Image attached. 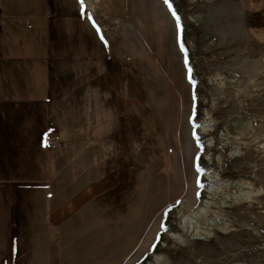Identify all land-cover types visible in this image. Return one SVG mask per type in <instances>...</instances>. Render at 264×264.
I'll return each mask as SVG.
<instances>
[{
	"label": "rangeland",
	"instance_id": "rangeland-1",
	"mask_svg": "<svg viewBox=\"0 0 264 264\" xmlns=\"http://www.w3.org/2000/svg\"><path fill=\"white\" fill-rule=\"evenodd\" d=\"M87 1L0 0V100L30 122L46 104L47 183L23 186L75 194L87 146L71 140L93 128L74 232L92 246L62 263L264 264V0ZM205 199L220 226L171 238ZM17 215L0 204V239Z\"/></svg>",
	"mask_w": 264,
	"mask_h": 264
},
{
	"label": "crops",
	"instance_id": "crops-1",
	"mask_svg": "<svg viewBox=\"0 0 264 264\" xmlns=\"http://www.w3.org/2000/svg\"><path fill=\"white\" fill-rule=\"evenodd\" d=\"M26 93H28L26 101L30 102L34 93L31 91ZM40 94L42 93L38 91L37 104H41L42 108L35 110L36 118L33 116L31 122L28 117L24 118L20 116L21 113H17L18 108L15 103L11 102L6 105L7 103L0 100V185L7 187L6 183H9L14 186L11 185L10 191L1 190L3 198L0 204L6 209H12L16 203L18 215L14 220L9 221L7 226L9 230L15 229L17 226L21 228L17 234H11L7 230L5 232L7 237L3 236L0 239V264H31V258L38 255L43 259L41 264H63L64 256L78 257V255H82L78 250L84 251L92 246L90 241L94 235L84 233L79 239L76 236L78 234L74 235V232L82 225L78 219L75 220V215L80 209L85 210L89 207L87 203L92 197L89 195L90 188L88 186L89 184L93 185L92 180L89 184L85 180L89 175L88 145H93L95 142L91 135L92 126L76 124V126L84 128V133L81 135L85 134V137L78 135L77 137L80 139L71 140L72 144H75L73 146H87L84 151L81 150L80 153H77V158L79 157L85 162L83 165H86V168L82 171L74 170V174H70V177L80 178L79 181L83 184L75 194L66 196L69 192L68 186L63 188L57 186L52 194H49V192L51 193L49 187L48 190L45 188L41 194L39 188L30 190L23 186L30 181L32 184L42 181L46 186L47 171H50L47 169L46 148L43 140L47 130L45 124L46 104L44 95L40 97ZM3 95L4 93L0 91V97ZM67 137L70 140L71 136ZM89 158L91 160V157ZM31 176L32 179H30ZM79 181L72 182L79 183ZM12 194H14L16 202L13 201ZM38 195H42V197L40 198ZM76 196L80 197L79 204L76 203ZM82 242L86 243L82 247L84 250L76 249L77 244Z\"/></svg>",
	"mask_w": 264,
	"mask_h": 264
},
{
	"label": "bare ground",
	"instance_id": "bare-ground-1",
	"mask_svg": "<svg viewBox=\"0 0 264 264\" xmlns=\"http://www.w3.org/2000/svg\"><path fill=\"white\" fill-rule=\"evenodd\" d=\"M219 18H221V17H219ZM192 20L196 21L197 18L192 16ZM225 24H226V27L229 29V28L233 27L234 23H233V20L225 19ZM203 125L205 126L206 124H203ZM217 176L218 175L213 174V175H211L210 178L213 179V181H214V179H216ZM218 187L220 189L222 186L220 185V183L219 184L215 183L214 185L209 186V188L207 189L208 190L207 192H209L211 196L215 195ZM188 188H189V191H192V183H191L190 179L188 181ZM211 196H210V199L212 198ZM210 205H211V202L208 199H205L202 201L201 205L199 207H197L196 209H194L193 211H190L188 209L190 212L186 209L187 206L185 207V205H181V206L179 205L180 207L177 208V212H178L177 216H178V218H180V220H178L177 225L180 229V232L174 233V234L169 233L168 235L171 238H174L178 241H184L186 234L189 235L190 238H192V239H202V238H205L206 236H209L211 234V225H217V226L219 225L220 226V224L222 222V221L220 222V220L218 221V219L216 217H213V218H212V216L209 217V215H210L209 212H211L210 211L211 209L209 210ZM222 226H223V224H222ZM157 227H158L157 224L155 226H153V229H152L151 233L149 234V237H153V235L157 231ZM212 228H214V227H212ZM158 260H160L159 257L155 256V261H158Z\"/></svg>",
	"mask_w": 264,
	"mask_h": 264
},
{
	"label": "built area",
	"instance_id": "built-area-1",
	"mask_svg": "<svg viewBox=\"0 0 264 264\" xmlns=\"http://www.w3.org/2000/svg\"><path fill=\"white\" fill-rule=\"evenodd\" d=\"M86 1H87V0H86ZM87 2H89V1H87ZM50 135H51V134H50ZM58 139H59V137H58L57 134H56L55 137H49L47 142L55 143V142H58Z\"/></svg>",
	"mask_w": 264,
	"mask_h": 264
},
{
	"label": "snow or ice",
	"instance_id": "snow-or-ice-1",
	"mask_svg": "<svg viewBox=\"0 0 264 264\" xmlns=\"http://www.w3.org/2000/svg\"><path fill=\"white\" fill-rule=\"evenodd\" d=\"M166 3H169V0H165ZM169 7L171 8V4L169 3ZM173 15H175V13L173 12ZM183 46V45H182Z\"/></svg>",
	"mask_w": 264,
	"mask_h": 264
},
{
	"label": "trees",
	"instance_id": "trees-1",
	"mask_svg": "<svg viewBox=\"0 0 264 264\" xmlns=\"http://www.w3.org/2000/svg\"><path fill=\"white\" fill-rule=\"evenodd\" d=\"M86 104V103H85ZM65 132H66V128H65ZM94 146V145H93Z\"/></svg>",
	"mask_w": 264,
	"mask_h": 264
}]
</instances>
